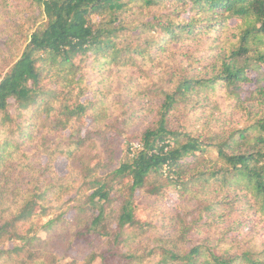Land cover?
<instances>
[{
	"label": "trees",
	"instance_id": "trees-1",
	"mask_svg": "<svg viewBox=\"0 0 264 264\" xmlns=\"http://www.w3.org/2000/svg\"><path fill=\"white\" fill-rule=\"evenodd\" d=\"M25 1L32 27L0 46V264H63L59 251L65 264H264V0ZM148 66L147 127L132 133L133 115L109 122L103 108L82 138L87 68ZM67 131L82 149L110 135L139 148L107 163L74 151L59 178L46 149ZM169 190L163 234L137 199ZM54 204L73 217L54 218Z\"/></svg>",
	"mask_w": 264,
	"mask_h": 264
},
{
	"label": "rangeland",
	"instance_id": "rangeland-1",
	"mask_svg": "<svg viewBox=\"0 0 264 264\" xmlns=\"http://www.w3.org/2000/svg\"><path fill=\"white\" fill-rule=\"evenodd\" d=\"M10 6L6 9L0 8V46L3 45L4 40L7 35H2V32L7 30L13 31L15 26L19 24H24L25 27H32V19L29 21V17L34 14L33 9H28V5L24 0H9ZM234 26V25H233ZM2 35V36H1ZM149 72V77L141 74H136L132 70H120L116 68H103L98 67L95 72H91L90 68H87V75L94 80L93 89H88V94L82 98V102L89 101L94 103L92 106L90 103L87 104L89 112L86 118L83 120V129L81 133L82 138L92 137V133H99L94 128V120L102 121L100 117L101 110L106 108L107 113L110 116L109 122L115 121L120 118L124 113L133 115L131 126V131L139 132L147 127L151 120L155 117L154 114L150 113L147 102L143 100L140 93L145 91L148 85L158 82L155 74L159 71L151 69V66L147 67ZM252 77H256V74H252ZM133 82V83H132ZM51 84H47L46 89L51 88ZM256 86L248 85L243 87L242 97L250 98L255 91ZM102 91L98 99L93 100V92ZM221 103L223 107L226 105V94L221 95ZM95 109V110H94ZM124 119V116H123ZM195 121L192 120L187 125L193 127ZM77 137L67 131L63 133L58 139L51 140V145L46 150L53 153L56 159L52 163L55 173L59 178H63L68 174L69 157L74 151L80 153H86L91 156V159H98L107 163L109 161L108 156L111 152H116L115 156L117 158L121 157L123 150L126 147L132 149H138V145L133 140L128 138L116 139L113 136H109L106 139L96 137L94 141L88 142L85 148L82 149L81 146H76L75 143ZM92 145L95 146V151L92 149ZM89 149L90 153L87 151ZM87 151V152H86ZM93 153V154H92ZM109 153V154H108ZM97 155V156H96ZM78 161H76V164ZM48 164V157L46 154L42 155L40 165ZM18 179L19 175L17 172L13 171L8 175L7 179ZM169 198L166 197L165 200H158L147 197H138L137 205L140 214L151 224L156 225V231L158 233L164 234V223H166L171 215L169 209L174 208L177 205V197L175 192L169 190ZM167 194V195H168ZM168 198V200H167ZM168 203L171 207L168 206ZM55 214L54 218L60 215V211H66V218L71 219L74 215V211L71 209H65L63 204H54ZM50 218H45L42 223H45ZM164 231V232H163ZM169 232V231H168ZM40 237L46 238V234L43 232L39 233ZM14 244H8L7 248H12ZM67 251L57 252V258L63 264L71 262L74 258H66ZM95 264H101L97 261Z\"/></svg>",
	"mask_w": 264,
	"mask_h": 264
}]
</instances>
